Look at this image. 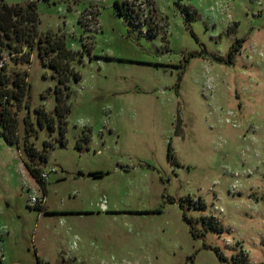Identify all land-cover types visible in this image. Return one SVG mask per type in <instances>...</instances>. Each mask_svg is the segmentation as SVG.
Segmentation results:
<instances>
[{
    "label": "rangeland",
    "instance_id": "rangeland-1",
    "mask_svg": "<svg viewBox=\"0 0 264 264\" xmlns=\"http://www.w3.org/2000/svg\"><path fill=\"white\" fill-rule=\"evenodd\" d=\"M36 1L40 33L64 35L81 77L63 91V138L58 73L37 54L22 68L30 142L47 156L34 165L50 173L45 195L24 163L22 110L20 148L0 132V264H264V0H138L135 22L117 13L126 0ZM44 195L48 210L29 204Z\"/></svg>",
    "mask_w": 264,
    "mask_h": 264
},
{
    "label": "trees",
    "instance_id": "trees-1",
    "mask_svg": "<svg viewBox=\"0 0 264 264\" xmlns=\"http://www.w3.org/2000/svg\"><path fill=\"white\" fill-rule=\"evenodd\" d=\"M49 1V0H46ZM115 8L120 15H127L130 20L138 19V9L134 8L129 0L123 3L115 2ZM188 17L189 9L185 11ZM132 21V22H133ZM81 22V20H80ZM40 14L38 12V4L36 0H31L25 3L13 2L12 0H0V126L1 134L6 142L11 145H16L20 148V140L18 137V124L20 111L26 110L24 117L25 121V136L23 139V151L27 156L24 160L25 166L30 174L40 184L44 194L46 195L47 181L41 178L42 167H35L34 160L39 156L47 159L39 150L30 142V136L35 130V122L31 119V84L29 82V73L22 68L31 65L34 54L40 58L44 65H49L58 73V85L55 88L56 101L55 114L60 117L61 135L64 138L65 127L63 118L69 111V107L65 103V96L68 92L70 74H73L76 80L81 76L71 67V61L75 58V52L70 50L65 41L64 35L57 36L51 32L46 34L39 31ZM244 39H239L230 48L225 63L233 64L234 59L240 51ZM194 55V54H193ZM37 114L36 124L41 128L49 126L55 128V117H53L43 107L35 109ZM87 137V135H86ZM64 140V139H63ZM62 140V143H64ZM46 143V142H45ZM45 151L48 150L49 144H45ZM169 159L176 161L171 142L168 149ZM177 162V161H176ZM106 172L99 171L90 173L94 177L104 176ZM185 202V201H184ZM191 207L205 208V203L201 199L198 201L187 198ZM39 209H43L42 205H38ZM187 222L191 219L186 217ZM208 229L221 232V227L218 221L209 219L204 222ZM191 231L195 238L199 235ZM221 260H226L219 249H215ZM38 264H43L38 258ZM232 264H249L248 258L244 254L235 257Z\"/></svg>",
    "mask_w": 264,
    "mask_h": 264
},
{
    "label": "built area",
    "instance_id": "built-area-1",
    "mask_svg": "<svg viewBox=\"0 0 264 264\" xmlns=\"http://www.w3.org/2000/svg\"><path fill=\"white\" fill-rule=\"evenodd\" d=\"M141 1V0H139ZM138 0H131L130 3L131 5L136 8V4H137ZM137 9V8H136ZM82 20L81 22L86 23V24H94L96 23V11L93 9V8H89V9H86L82 15H81V19ZM54 171H56L55 169H53ZM49 173L50 171H42L41 172V178L45 181H47L49 179ZM45 202V195L42 196V197H39V196H32L30 199H29V204L31 206H36V205H42L43 203ZM4 252H5V249H4V242L2 239H0V256H2V259L4 258Z\"/></svg>",
    "mask_w": 264,
    "mask_h": 264
},
{
    "label": "crops",
    "instance_id": "crops-1",
    "mask_svg": "<svg viewBox=\"0 0 264 264\" xmlns=\"http://www.w3.org/2000/svg\"><path fill=\"white\" fill-rule=\"evenodd\" d=\"M43 205H46L45 203L43 204ZM46 209V208H45ZM46 210H48V209H46ZM46 210H44V207H43V211H46ZM52 212H55V211H57V210H51ZM45 213V212H44ZM42 261V263L44 264V262H43V260H41Z\"/></svg>",
    "mask_w": 264,
    "mask_h": 264
}]
</instances>
